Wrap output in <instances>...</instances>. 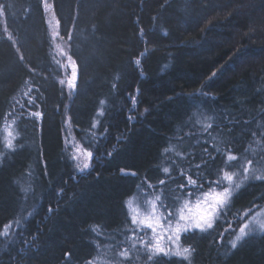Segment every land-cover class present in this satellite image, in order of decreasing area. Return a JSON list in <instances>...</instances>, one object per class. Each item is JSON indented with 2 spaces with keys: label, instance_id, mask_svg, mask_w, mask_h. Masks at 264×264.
Here are the masks:
<instances>
[{
  "label": "trees",
  "instance_id": "obj_1",
  "mask_svg": "<svg viewBox=\"0 0 264 264\" xmlns=\"http://www.w3.org/2000/svg\"><path fill=\"white\" fill-rule=\"evenodd\" d=\"M50 1L70 95L43 0H0V237L19 225L0 264H264V231L236 247L226 231L264 204V0ZM66 117L86 172L64 152ZM242 168L212 227L182 234L186 260L137 252L131 196L174 200L189 176L205 190Z\"/></svg>",
  "mask_w": 264,
  "mask_h": 264
},
{
  "label": "rangeland",
  "instance_id": "obj_2",
  "mask_svg": "<svg viewBox=\"0 0 264 264\" xmlns=\"http://www.w3.org/2000/svg\"><path fill=\"white\" fill-rule=\"evenodd\" d=\"M43 8L45 12L46 21L50 30L51 39H52V51L54 55L55 64L58 69L61 71V76L58 79L59 84L65 89L66 93L69 95L74 92L75 83L77 79V68L74 61L69 59V51H68V44L67 41L62 39L59 36L58 25L56 19L54 17L52 6L50 0H43ZM73 71L76 72L75 78L73 77ZM72 81L74 86H69V81ZM23 110V109H22ZM24 112V110H23ZM22 112V113H23ZM4 139L6 141H12L15 137V128L13 124H6L3 129ZM63 145H64V152L68 159L73 164V169L75 173H82L89 170L91 166V158L87 155L88 151L85 150L80 143L75 140L74 134L71 129V125L69 124L68 118L66 117L65 124H64V135H63ZM87 163L89 164L88 169L81 171L80 169L83 168V165ZM230 175L233 176V180L231 183L224 180V174L218 177L215 181L220 180L222 181V186L217 187L215 183H212L211 187H206L204 191L211 192L212 196L204 197L201 192H194L192 195H188L189 189L186 187L183 190L182 195L179 194L176 196L180 198V205L184 206L183 215L187 218L185 221H180L182 225L188 228V232L198 230L191 227L197 222L203 223L204 221H211L212 225L216 220L220 211L224 208L227 202H229L231 196L235 193L238 189L237 185L241 186L245 183L246 179L249 178L250 172L247 168L238 169L236 172H229ZM213 181V182H215ZM154 186L147 187L144 192L136 193L131 196L127 201V207L129 215H137L138 218L142 219L149 205L146 203L147 201H155L156 197L160 195V189L155 190ZM224 188H228L229 192L231 193L230 196L224 197L223 195L217 196V193H223ZM161 196V195H160ZM173 197H169L172 199ZM175 199V198H174ZM173 200L166 201L165 204L171 203ZM186 202V205H185ZM163 212V209L160 208L159 203H157V215H160ZM203 218V220L201 219ZM239 218V219H238ZM238 222L232 223L230 221V225L226 229V231H230V237H232L228 244L229 246H233L236 243H239L246 237L251 235H257L264 231V204L258 206L255 205L251 209H247L245 213H242L238 216ZM178 220V215H175V218L172 222L173 229L175 228L176 221ZM234 221V220H233ZM235 225V226H233ZM18 224H13L10 226L8 231L2 234L0 237V247L4 248L7 246L8 242L15 238L16 230L18 228ZM135 228L137 226L135 225ZM208 229L205 225V230ZM241 229H244V232H241ZM10 231V232H9ZM160 230L158 229V232ZM136 238L133 242V245L139 246L137 248V252L145 253L148 250L144 247L141 243V239L144 241H152V233L150 230L145 229L143 231L136 232ZM172 233H164V238L160 240L161 246H163L166 250H170V253H174L177 251H181L184 248L181 239L180 241H169L168 235ZM184 234L183 232L181 233ZM155 243V241H152ZM188 249V248H187ZM185 256L190 255V250L187 253H184ZM167 256H176V255H167ZM178 257V256H176ZM101 262L102 264H107L104 260H98L93 264H98Z\"/></svg>",
  "mask_w": 264,
  "mask_h": 264
},
{
  "label": "snow or ice",
  "instance_id": "obj_3",
  "mask_svg": "<svg viewBox=\"0 0 264 264\" xmlns=\"http://www.w3.org/2000/svg\"><path fill=\"white\" fill-rule=\"evenodd\" d=\"M71 59V57H69ZM73 77L75 78L76 72L73 71L72 73ZM213 76H215V73H213ZM69 86H74L72 84V81H69ZM34 115H39V113H34ZM87 155L89 158H91L92 153L88 152ZM227 161H233L236 160L237 157L234 155L229 154L227 156ZM89 164L85 163L83 165V168L80 169L81 171H84L88 169ZM199 168V166H197ZM165 173L169 171L168 168L163 169ZM121 172L123 173L124 170L122 169ZM131 175H135V173H131ZM256 179L264 180V176H258L255 177ZM224 180L228 181L229 183L232 182L233 176L230 175L228 172L224 173ZM161 184L164 183V181H160ZM212 183H215L217 187L222 186V181L217 180L215 182H209V187H211ZM151 187V185H149ZM180 189L183 191L186 187L189 189L188 195H192L194 192H201L204 197H210L212 196L211 192L204 191V185L203 184H197V181L195 179H192L190 176L188 177L187 184L186 185H180ZM239 187V185H237ZM223 195L224 197H228L231 195L228 188H224L223 193H217V196ZM149 205V208L146 211L145 216L140 219L137 215H131L130 220L133 225H136L137 228L135 232L143 231L145 229H148L152 233V241H155L153 243L152 241H144L141 239V243L144 245V247L148 250L149 255L147 259L149 261H152L154 256L159 255L160 253H163L165 256L167 255H176L178 257H182L183 259H187V256L184 255V253H187L189 249L184 248L181 251H177L174 253H170V250H166L163 246L160 244V240L164 238V233H172L171 235H168V240L172 241H180L181 239V233L187 234L188 228L185 227L180 223V221H185L187 218L183 215L184 206L180 205V198H175L171 203L165 204V202L161 199L160 196L156 197L155 201H147L146 202ZM157 203H159V206L161 209H163V212L160 215H157ZM186 205V202H185ZM51 210V209H49ZM175 215H178V220L176 221L175 228L172 227L173 219L175 218ZM203 220V218H201ZM205 225L207 228L212 227L211 221H204L203 223L197 222L194 225H191V227L195 229L205 230ZM158 229L160 230L158 232ZM241 232H244V229H241ZM135 235V233H134ZM233 247H236V245H233ZM122 256L127 257V252L121 253Z\"/></svg>",
  "mask_w": 264,
  "mask_h": 264
},
{
  "label": "bare ground",
  "instance_id": "obj_4",
  "mask_svg": "<svg viewBox=\"0 0 264 264\" xmlns=\"http://www.w3.org/2000/svg\"><path fill=\"white\" fill-rule=\"evenodd\" d=\"M51 2V1H50ZM51 6H52V4H51Z\"/></svg>",
  "mask_w": 264,
  "mask_h": 264
}]
</instances>
